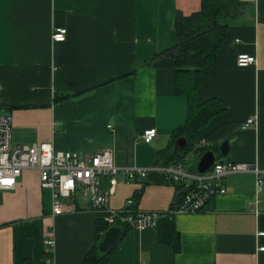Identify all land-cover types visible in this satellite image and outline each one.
<instances>
[{"label": "crops", "instance_id": "0c3cea01", "mask_svg": "<svg viewBox=\"0 0 264 264\" xmlns=\"http://www.w3.org/2000/svg\"><path fill=\"white\" fill-rule=\"evenodd\" d=\"M240 1L245 11L222 20L216 65L204 70L197 93L198 102L217 98L226 109L178 161L171 155L188 99L177 90L174 59L154 57L175 44L178 13L199 11L202 0H0V114L12 118L13 146L51 143L81 155L109 148L119 166L184 163L196 172L202 153L215 150L218 162L264 169V0ZM59 26L68 29L63 42L53 40ZM242 53L257 62L239 66ZM150 128L158 136L146 143ZM189 153L196 162L188 164ZM223 184L201 211L168 214L183 198L181 184L162 174L120 181L110 209L164 215L143 230L119 223L108 264H264V184L259 191L254 173ZM64 201L71 210L53 216L52 190L37 169L0 191V264H85L104 215L79 190ZM51 236L55 246L46 243Z\"/></svg>", "mask_w": 264, "mask_h": 264}, {"label": "built area", "instance_id": "2783aa9c", "mask_svg": "<svg viewBox=\"0 0 264 264\" xmlns=\"http://www.w3.org/2000/svg\"><path fill=\"white\" fill-rule=\"evenodd\" d=\"M67 35L66 27H56L53 31V40L63 42L67 39ZM256 62L255 55L242 53L238 56V64L241 67ZM254 122L255 119L250 118L246 127ZM157 136V129L150 128L143 133L142 138L146 143H151ZM27 169H37L42 185L52 190L53 216L69 212L71 206L64 199L79 190L84 197L90 198L96 211L104 215V220L109 226L124 223L140 230L156 226L164 213L110 209L108 201L120 181L147 179L151 174H162L181 184L184 191L183 198L168 214L201 211L209 199L226 191L223 182L230 174L254 173L259 191L264 184V169L249 162L217 161L208 172L202 174L188 170L184 163L149 167L119 166L115 163L113 152L109 148L93 154L81 155L77 152L57 151L51 143L14 147L12 118L9 115H1L0 191L15 189L18 178ZM46 243L55 246V237L51 236Z\"/></svg>", "mask_w": 264, "mask_h": 264}, {"label": "trees", "instance_id": "16d2710c", "mask_svg": "<svg viewBox=\"0 0 264 264\" xmlns=\"http://www.w3.org/2000/svg\"><path fill=\"white\" fill-rule=\"evenodd\" d=\"M244 11L245 7L240 0H202V8L199 11L190 15L178 13L175 19V44L154 57L170 56L174 59L177 90L188 99L187 121L178 130V137H186L188 145L182 152L171 155V159L183 161L200 129L208 124L213 116L226 109L224 102L217 98L198 102L197 93L203 83L204 70L216 65L217 53L228 27L222 20L236 19ZM99 220L98 232L101 236L109 226L103 217ZM166 223L173 227V221L168 220ZM160 229L161 239L166 241L170 233L163 227ZM111 250L113 249L102 252L96 246L87 254L85 264H108Z\"/></svg>", "mask_w": 264, "mask_h": 264}, {"label": "water", "instance_id": "95a60500", "mask_svg": "<svg viewBox=\"0 0 264 264\" xmlns=\"http://www.w3.org/2000/svg\"><path fill=\"white\" fill-rule=\"evenodd\" d=\"M188 144V141L185 137H181L176 141L175 144V154L182 151ZM229 142H224L221 147V153L227 155L229 152ZM218 154L215 150H207L199 157L196 163V170L198 173L208 172L214 164L217 162ZM123 232V227L121 225L110 226L102 235L99 241V248L102 252H107L110 249L114 248L118 243Z\"/></svg>", "mask_w": 264, "mask_h": 264}, {"label": "rangeland", "instance_id": "374dc122", "mask_svg": "<svg viewBox=\"0 0 264 264\" xmlns=\"http://www.w3.org/2000/svg\"><path fill=\"white\" fill-rule=\"evenodd\" d=\"M0 116H1V114H0ZM187 159H188V164H192V163L196 162L194 159L193 153H189L187 156Z\"/></svg>", "mask_w": 264, "mask_h": 264}]
</instances>
